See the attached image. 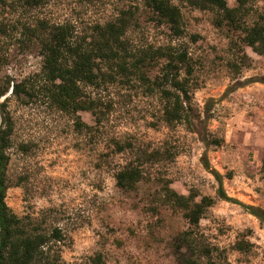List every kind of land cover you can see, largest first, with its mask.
<instances>
[{"label":"rangeland","instance_id":"374dc122","mask_svg":"<svg viewBox=\"0 0 264 264\" xmlns=\"http://www.w3.org/2000/svg\"><path fill=\"white\" fill-rule=\"evenodd\" d=\"M9 0H7L8 2ZM128 0H47L38 8L0 6V84L7 79L31 85V95L7 93L12 121L5 202L17 215L59 226L64 234L61 257L89 264L100 253L105 264H180L177 236L187 230L181 211L162 201V184L179 194L192 192L214 203L199 220V232L215 248L216 260L229 264H264V227L241 204L264 209V53L242 41L241 27L221 22L207 10L181 6L184 35L172 39L164 25L138 12L134 43L185 46L193 66L191 123L165 126L162 102L140 81L87 87L111 109L101 126L78 131L76 116L94 124L89 111L60 110L40 76L38 48L19 35L20 23L44 18L71 22L88 31L113 16ZM228 7L235 0H226ZM142 14V15H141ZM264 15V0H246L243 25ZM241 23V24H242ZM159 73V65L148 73ZM183 74V72H182ZM130 142L132 150L168 149L158 163L144 165L134 190L115 184V172L134 158L132 151L115 153L113 140ZM133 151V152H134ZM206 164V165H205ZM219 174L225 194L217 197Z\"/></svg>","mask_w":264,"mask_h":264},{"label":"trees","instance_id":"16d2710c","mask_svg":"<svg viewBox=\"0 0 264 264\" xmlns=\"http://www.w3.org/2000/svg\"><path fill=\"white\" fill-rule=\"evenodd\" d=\"M47 0H0V6L20 7L24 10L38 9ZM125 7L116 9L112 17L90 26L88 31H77L71 22H50L36 18L33 22L20 23L19 35L38 48L41 57L40 76L45 90L56 106L67 113L79 110L89 111L94 124L83 123L76 116L74 125L78 131L98 128L108 115L111 104L102 98L91 97L86 88L101 90L109 84L140 81L150 91L157 90L162 106L160 121L168 127L176 123H191V86L189 78L193 66L191 57L181 44L153 46L134 43L131 31L139 28L138 12L142 10L147 21L156 26L164 25L172 39L184 35L181 6L214 12L217 24L225 22L232 27H241L242 41L258 54L264 53V15L252 25H243L241 12L246 0H235L234 7H228L226 0H128ZM142 15V14H141ZM242 23V24H241ZM3 32V26H0ZM159 65V73L150 79L148 73ZM183 72V74H182ZM26 81L14 82L7 79L0 84V97L10 88L15 96L31 95V85ZM6 99L0 102V264H77L66 262L60 254V243L64 234L59 226H46L44 220L30 215L17 216L6 204L5 194L10 185L6 175L11 146L12 121L6 110ZM115 153L132 151L134 158L124 163L114 175L116 186L123 191L134 190L145 173L144 165L158 163L169 155L168 149L154 148L132 150L130 142L113 140ZM134 151V152H133ZM206 165V164H205ZM264 167V163H263ZM218 182L217 197L227 201L219 174L214 172ZM189 192L179 194L162 184V201L181 211L188 223L187 230L176 238L180 264H229L216 260L215 248L209 246L199 232V220L208 207L214 203L210 196ZM255 216L264 227V209L241 204ZM89 264H105L100 253L89 257Z\"/></svg>","mask_w":264,"mask_h":264}]
</instances>
